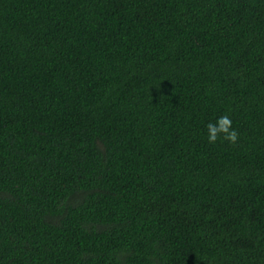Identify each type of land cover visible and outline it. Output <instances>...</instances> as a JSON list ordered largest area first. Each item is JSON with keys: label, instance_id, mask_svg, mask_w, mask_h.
Returning a JSON list of instances; mask_svg holds the SVG:
<instances>
[{"label": "trees", "instance_id": "1", "mask_svg": "<svg viewBox=\"0 0 264 264\" xmlns=\"http://www.w3.org/2000/svg\"><path fill=\"white\" fill-rule=\"evenodd\" d=\"M0 264H264V0H0Z\"/></svg>", "mask_w": 264, "mask_h": 264}, {"label": "clouds", "instance_id": "2", "mask_svg": "<svg viewBox=\"0 0 264 264\" xmlns=\"http://www.w3.org/2000/svg\"><path fill=\"white\" fill-rule=\"evenodd\" d=\"M218 124L220 126V129H222L226 134L224 138L229 140L230 142H235L238 137V132L234 128L224 127L225 125H229V126L231 125L230 118L227 116L220 117ZM208 128H209L208 141L210 143H214L218 138L216 135L217 128L212 125H209Z\"/></svg>", "mask_w": 264, "mask_h": 264}]
</instances>
